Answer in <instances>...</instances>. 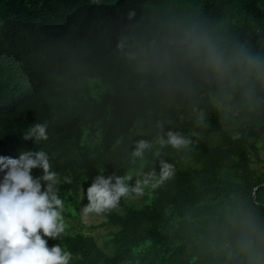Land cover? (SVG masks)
Segmentation results:
<instances>
[{
	"label": "trees",
	"instance_id": "trees-1",
	"mask_svg": "<svg viewBox=\"0 0 264 264\" xmlns=\"http://www.w3.org/2000/svg\"><path fill=\"white\" fill-rule=\"evenodd\" d=\"M135 0H0V156L16 158L21 151L43 149L49 153L62 183L67 231L57 240L45 237L51 247L60 244L77 259L73 264H213L199 243L198 220L214 214L225 203L243 199L264 217V123L252 127L248 137L232 141L219 133L215 118L186 156L171 148L162 158L176 164V177L154 193H146L140 205L127 204L107 214L97 224L80 220L83 190L98 171L123 175L137 165L129 161L131 142L152 139L154 132L143 107H131L115 99L110 85L119 65L112 48L103 40L114 38L118 15ZM174 0H142L141 11L156 12ZM205 13L247 32L264 29V0H190ZM91 32L84 41L71 45ZM50 59L45 66L35 60ZM56 60L83 69L94 78L63 79L51 76ZM56 78V79H55ZM24 85L20 102L4 103ZM86 103H82V100ZM108 103L88 112L89 103ZM36 122L48 124V140H23V132ZM176 127H193L180 119ZM124 155L122 157L121 155ZM148 162L156 166L150 153ZM262 162L253 165L254 159ZM147 170V169H145ZM42 174L33 169L32 175ZM3 173H0L2 177ZM72 183L63 182V177ZM104 231L103 246L92 233Z\"/></svg>",
	"mask_w": 264,
	"mask_h": 264
},
{
	"label": "clouds",
	"instance_id": "clouds-1",
	"mask_svg": "<svg viewBox=\"0 0 264 264\" xmlns=\"http://www.w3.org/2000/svg\"><path fill=\"white\" fill-rule=\"evenodd\" d=\"M141 3L135 0L123 8L118 15L122 22H108L114 38L103 42L119 65L110 85L113 96L133 108L143 107L154 135L131 142L129 161L137 165L133 171L97 172L81 197L87 199L80 204L85 216L107 214L118 209L122 199L154 193L173 180L176 164L162 158V150L171 148L186 156L211 128L213 118L218 132L232 141L250 139L249 129L264 123V29L243 31L190 0H174L156 12L138 14ZM102 34L79 37L77 31L74 38H79L70 48L87 35L96 39ZM49 60L35 62L45 66ZM93 68L56 60L49 74L63 79L61 83L68 78L89 81L94 78L82 70ZM24 93L23 85L1 100L20 102ZM89 105L88 112L100 115L108 103ZM177 119L193 127L182 131ZM22 139L48 140V124L33 123ZM147 153L156 166L148 162ZM33 169L42 174L33 176ZM0 173V264H73L78 257L72 251L58 243L49 247L45 239L57 240L68 228L66 203L59 196L61 176L53 170L49 153L38 149L21 151L16 158L0 156ZM63 182L72 180L64 176ZM197 226L201 248L213 264H264V217L243 199L225 203Z\"/></svg>",
	"mask_w": 264,
	"mask_h": 264
},
{
	"label": "rangeland",
	"instance_id": "rangeland-1",
	"mask_svg": "<svg viewBox=\"0 0 264 264\" xmlns=\"http://www.w3.org/2000/svg\"><path fill=\"white\" fill-rule=\"evenodd\" d=\"M94 79H90L89 80V84L92 83ZM260 155L261 156H264V153L260 151ZM254 159V158H253ZM262 164V162H257V160L254 159V162H253V165L255 167H260ZM125 202L127 204H134L136 206L140 205L142 203V197H129V198H126L124 199ZM117 209V208H116ZM80 220L82 223L84 224H97L99 223L100 221L103 220V217L101 215H97V214H89L87 216H85L82 212V207L80 208ZM92 233L96 236L97 240H98V243L103 246V241H104V236H103V233L104 231L102 230L101 227H98V228H95Z\"/></svg>",
	"mask_w": 264,
	"mask_h": 264
}]
</instances>
